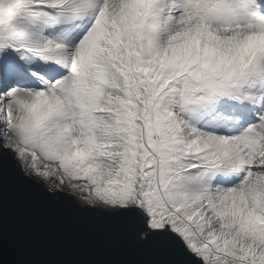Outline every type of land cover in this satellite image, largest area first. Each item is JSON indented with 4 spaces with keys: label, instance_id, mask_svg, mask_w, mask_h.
I'll return each instance as SVG.
<instances>
[{
    "label": "snow or ice",
    "instance_id": "6c2138e0",
    "mask_svg": "<svg viewBox=\"0 0 264 264\" xmlns=\"http://www.w3.org/2000/svg\"><path fill=\"white\" fill-rule=\"evenodd\" d=\"M70 264H264V0H0L6 218Z\"/></svg>",
    "mask_w": 264,
    "mask_h": 264
},
{
    "label": "water",
    "instance_id": "95a60500",
    "mask_svg": "<svg viewBox=\"0 0 264 264\" xmlns=\"http://www.w3.org/2000/svg\"><path fill=\"white\" fill-rule=\"evenodd\" d=\"M4 258L9 264H70L103 257L95 243L75 228L10 210Z\"/></svg>",
    "mask_w": 264,
    "mask_h": 264
}]
</instances>
